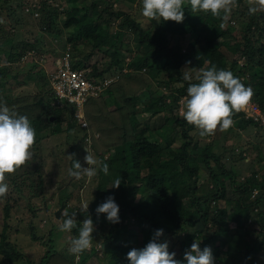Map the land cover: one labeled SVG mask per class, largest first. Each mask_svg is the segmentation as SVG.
I'll return each mask as SVG.
<instances>
[{
	"label": "trees",
	"instance_id": "1",
	"mask_svg": "<svg viewBox=\"0 0 264 264\" xmlns=\"http://www.w3.org/2000/svg\"><path fill=\"white\" fill-rule=\"evenodd\" d=\"M13 1L0 0V16L11 15ZM119 1L32 0L27 16L28 0H20L19 11L13 9L17 20L10 17L6 27L2 22L5 19L0 18V100L17 115L29 119L36 132L35 143L75 131L82 125L75 115L76 106H60L54 91L47 87L42 92L27 91V86L39 79L44 85L47 83L40 77L42 71L29 69L21 75V60L43 46L42 36L34 41L19 38L24 24L30 23L35 14L40 13L37 23L41 33L65 35L66 45L74 49V69L83 66L89 69L86 72L91 78L111 80L104 90L107 97L90 98L85 104L87 125H82L86 131L80 139L81 144L90 143L100 161L109 165L108 175L98 171L96 198L91 205L102 249L92 240L94 244L79 254L77 262L73 254L64 264H85L93 256H98L102 264H130L127 253L145 247L157 229L164 230L159 242L167 241L169 251L175 252L182 264H187L184 253L195 240L201 249H212L215 264H264V163L261 170L254 168L261 164V146L252 144L249 153L245 150L246 155L257 157L260 163L252 161V170L241 177L225 168L224 152L215 151L214 140L201 144V137L193 134L198 129L179 113L189 84L183 79V72L188 69L192 74L197 70V74L212 65L230 70L245 86H250L253 101L264 110V10L249 15L247 0H237L227 23L220 28L221 19L211 13H193L186 3L182 23L150 20L145 28L133 12L116 7ZM127 35L130 38L125 40ZM2 54L5 64H1ZM97 54L103 58L87 67ZM106 59L109 62L103 66ZM7 88L13 92L25 88L27 92L14 95L7 93ZM147 116L157 119L153 125L142 123ZM233 120L242 128L263 125L247 119L243 111L234 114ZM89 128L101 133L100 144ZM107 153L110 156L106 157ZM72 166L71 163L70 169ZM202 171L208 174L203 182ZM118 177L122 183L116 189L112 186ZM109 196H114L120 208V222L116 224L109 223L106 214L96 213ZM0 199L5 201L6 219L0 232V264H17L24 259L27 264H50L56 254L52 247L40 263L27 260L17 250L8 233L13 205L7 194ZM64 204L68 206L66 201ZM81 218L84 220L85 216L80 210L79 226ZM258 229L251 242L250 234H256ZM73 231L78 236L79 229ZM130 231L135 235L128 236ZM31 233L34 241L42 240L35 229ZM102 254L103 258L99 257Z\"/></svg>",
	"mask_w": 264,
	"mask_h": 264
},
{
	"label": "rangeland",
	"instance_id": "2",
	"mask_svg": "<svg viewBox=\"0 0 264 264\" xmlns=\"http://www.w3.org/2000/svg\"><path fill=\"white\" fill-rule=\"evenodd\" d=\"M138 1L142 0H137V2ZM19 3L20 0H14L10 3V6L13 9L15 8L16 13L19 11ZM29 3H32V0H28V3L25 5L28 7L26 10L27 16H29L28 10L31 8ZM142 6V4L139 6L137 4H131L125 0H120L119 3L117 2L116 4V7H121L127 12H133L135 17L143 23V27L146 28L149 27L150 20L142 16ZM13 9L10 16H7L8 13H5L3 15L4 17L0 16V18L6 20H2L6 27L10 24V17H14L16 20L19 18L17 14L14 13L15 11L13 12ZM38 13L37 15L35 14L30 23L26 22L27 24H24L22 28L23 33L20 34L19 38L25 37V39L28 41H34L37 36H42L44 38L42 43L43 46L40 48V50H33L31 54H27L21 60V75L28 73L29 69H32L33 72H36L37 70L42 71L41 73L44 74L40 77L46 79L47 83L44 85L43 82H41V79H39V82H35L30 86H27L28 90L22 88L14 90L13 92V90L7 88L5 90L7 93L10 91L14 95H18L20 92H24L25 94L27 91L31 93H35L37 91L42 92L41 89L44 90L46 87L48 90H52V71L59 67L60 62L58 61L57 66L56 61L62 58L68 51L71 53L73 60L74 49L72 45H66L65 35L55 37L51 34L40 32L41 28L37 23L40 16V13ZM129 38L130 35L124 36L125 40ZM76 53L78 54L79 52L77 51ZM1 58V62H3L1 64H5L6 58L3 54ZM102 58V54H97L88 61L86 66L88 67V65L94 64ZM105 61L106 62L103 66H106V63L109 62V59H106ZM35 63L36 65L34 66ZM81 69L84 71H89L88 68H83V66ZM13 71L14 74L17 71L15 66ZM186 72L191 73L188 71V69H186ZM196 72L198 71L196 70L191 74L193 79H195V76L197 75ZM154 85L156 84L154 83ZM130 90L131 89H128V92H130ZM161 92H163V89H161ZM105 94L106 93L103 92L102 96L104 95V97H107ZM181 109L182 107L179 109L180 114ZM156 120V118L147 116V118L144 119L142 123L149 122L153 125ZM159 121L162 122L160 116L158 119V123L160 124L161 122ZM81 122L82 125H84V119H81ZM104 123L105 122H103V124ZM82 125L81 127H77L75 131H65L58 135L42 140L41 142L35 143L31 149L33 153L32 158L24 166L20 167L14 174H6L5 182L8 184L7 195L8 199L13 205L9 220L10 229H8L10 240L16 245L17 250L26 256L27 260L33 261L34 263H40L50 247L54 248L56 253H54L55 255L51 259L50 264H64V262L69 259L68 256L73 255L69 251V248L71 246L70 241L77 237L76 234H74L76 232H74L73 229L71 232H61L58 228V225L62 223L61 214L64 211H67L68 213L75 212L77 213V216H80L81 210V216L82 214L85 216L87 213H82V206L84 204H89L88 214L92 218L93 212H91V205L96 198L98 174L91 180H88L87 177H82L81 179H76V181L75 178L69 174L70 164H73L74 159L78 160L82 166L87 167V164L84 161V157L86 155L85 147L89 148L97 160L100 161L99 156L96 155V152H94L95 150L92 148L90 143L81 144L82 142H80V139L86 131L82 128ZM263 125L259 128L251 125H249L247 128H242L241 126H237L236 122H234L233 126L229 130L223 132L217 130L214 135H210V137L205 139H202V137L198 135L199 130L193 132V134L196 138L201 137L199 140L203 145L206 141L210 142L214 140L215 151L222 150L224 152L222 162L225 168L227 170H234L238 175L243 177L247 170H252L249 169L252 161H254V163H260V160L257 159V157H249L246 155L249 153V148H251L252 144H259L261 146V152L264 153ZM89 130L92 132V134H95L97 138L98 136H101L100 132L93 133L94 128H89ZM115 137L116 135L114 134L113 138ZM97 140V143L100 144L101 139L98 138ZM111 142L114 144L115 139L111 140ZM245 150H247V153ZM111 152L113 153V150ZM68 155H74V157L69 159ZM107 156H110L109 153L106 154V157ZM262 156L263 157H260L261 164H256V167L254 166L256 170H261L262 168L261 166L264 163V154H262ZM243 157L247 158L244 159ZM40 175L41 178L39 177ZM207 177L208 174L202 171L200 174V181H206ZM63 188L65 189L62 190ZM68 193H71V196L69 195L68 197ZM61 201H63L62 204L64 201H66L68 206L66 205L62 209V204L60 205ZM4 206L5 201L0 199V232L3 230V226L6 221ZM213 207H215V205H213ZM60 209V217L57 218L56 212ZM101 218H103V216ZM82 221L83 218H81V222ZM94 227L95 231L93 232V240H96L95 246L98 249H102V238L100 235L98 236L97 230L98 224L94 223ZM33 229L36 230L38 236L42 237L41 241L38 242L32 239L31 232ZM77 229H79V223L77 224ZM241 231H244V228H242ZM259 231L260 229L257 230L256 234H250L249 238L251 242L255 240ZM95 233H97V236ZM134 235L135 234L133 231L128 233V236ZM102 256L103 254L99 257L103 258ZM0 258L2 257L0 256ZM79 258L80 255H76V262L79 260ZM2 262V264H11L5 261ZM102 263V260L98 258V256H93L88 261H86L85 264ZM17 264L27 263L24 259L19 260Z\"/></svg>",
	"mask_w": 264,
	"mask_h": 264
},
{
	"label": "clouds",
	"instance_id": "3",
	"mask_svg": "<svg viewBox=\"0 0 264 264\" xmlns=\"http://www.w3.org/2000/svg\"><path fill=\"white\" fill-rule=\"evenodd\" d=\"M186 3L190 5L193 13H211L213 17L221 19L220 28L225 26L232 9L237 6V0H142V16L157 22L163 19V21L182 23L185 19ZM247 5L249 15L264 10V0H247ZM84 72L87 74L86 71ZM183 79L189 84L187 97L181 101V115L189 125L199 130L201 137L214 135L217 130L221 132L229 130L234 124V114L243 111L254 95L252 88L245 86L230 70L217 69L215 65L201 69L195 76L197 82H192L193 76L189 72H183ZM35 137L36 132L29 119L17 115L0 100V198L5 197L8 192L6 174H14L32 158L31 149L35 144ZM85 151L84 161L87 167L74 159L69 174L75 179L87 177L88 180L97 176L98 171L108 175L109 165L98 161L89 148L85 147ZM68 156L69 159L74 157V155ZM121 183L122 179L118 177L112 187L119 189ZM88 208L89 204L82 206V213L87 215L79 226L78 236L70 242L69 251L77 256L92 246L95 227L88 214ZM119 212L120 208L114 196L107 197L105 202L96 208L97 216L106 214V219L111 224L120 222ZM61 216L59 231L71 232L77 227V213L73 212L70 215L64 211ZM163 234V229H157L145 247L130 250L127 253L130 264H182L181 260L176 259V253L169 251L167 241L159 242ZM184 260L187 264H215L212 249L210 247L201 249L197 240L192 243L189 250L185 251Z\"/></svg>",
	"mask_w": 264,
	"mask_h": 264
},
{
	"label": "built area",
	"instance_id": "4",
	"mask_svg": "<svg viewBox=\"0 0 264 264\" xmlns=\"http://www.w3.org/2000/svg\"><path fill=\"white\" fill-rule=\"evenodd\" d=\"M57 67L52 71V87L57 103L62 106L65 103L76 106V116L84 119V106L90 98L102 96L106 86L111 82L107 78L96 79L89 77L84 71L74 69L71 53L68 51L62 58L56 61ZM247 119L264 124V110L253 99L243 110ZM86 126V122H83ZM259 190H255L258 194Z\"/></svg>",
	"mask_w": 264,
	"mask_h": 264
},
{
	"label": "water",
	"instance_id": "5",
	"mask_svg": "<svg viewBox=\"0 0 264 264\" xmlns=\"http://www.w3.org/2000/svg\"><path fill=\"white\" fill-rule=\"evenodd\" d=\"M63 207H65V204L64 203L62 204V209H63ZM60 213H61V209L56 212L57 218L60 217Z\"/></svg>",
	"mask_w": 264,
	"mask_h": 264
}]
</instances>
